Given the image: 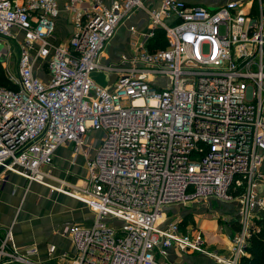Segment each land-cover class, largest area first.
<instances>
[{
    "label": "built area",
    "instance_id": "1",
    "mask_svg": "<svg viewBox=\"0 0 264 264\" xmlns=\"http://www.w3.org/2000/svg\"><path fill=\"white\" fill-rule=\"evenodd\" d=\"M67 9L74 34L53 46L56 0H0V41L18 49L17 74L2 67L12 88L0 85V192L18 175L80 202L93 220L60 233L73 255L50 244L45 261L8 230L0 264H167L171 249L240 264L264 217V0L214 9L162 0L147 33L130 29L133 55L108 65L105 45L143 0H69ZM92 73L115 75L112 88ZM71 145L83 184L51 183L55 152ZM210 201L239 205L227 248L170 212Z\"/></svg>",
    "mask_w": 264,
    "mask_h": 264
},
{
    "label": "crops",
    "instance_id": "2",
    "mask_svg": "<svg viewBox=\"0 0 264 264\" xmlns=\"http://www.w3.org/2000/svg\"><path fill=\"white\" fill-rule=\"evenodd\" d=\"M17 1L24 2L25 0ZM102 1L106 6H108L116 0ZM161 1L162 0H143L144 9L132 13V15L118 27L113 37L105 45L104 52L101 57V63L103 65L116 63L121 58V56L131 57L133 55L135 51L134 43L137 41L133 32L147 33L149 31L150 23L148 11L159 9L161 6ZM182 1L189 4L202 5L206 8L214 9L224 5L227 2L241 0ZM56 2L58 6V16L54 20V30L52 35L48 38V42L53 46H60L67 43L74 34L73 12L70 9H67L69 0H56ZM89 6L90 3L84 1L79 5V8L83 10ZM131 28H134L133 32H131ZM162 38L163 33L161 31H157L155 38L153 40H148L149 49H157L158 43ZM6 44L15 46L14 41H6ZM3 45L5 44L0 41V48ZM162 45H160V47H162ZM2 52L3 54L0 57V60L3 62L2 66H6V61L9 63L8 59L6 60V49H3ZM42 63H39L36 70L37 74L40 75L44 80L47 78V73L44 72ZM99 74L101 73H98V75ZM101 75L102 77H105V83L103 85H98L104 88H112L115 81V75ZM68 148L70 147H60L56 151V166H59V161L64 159L67 162V165L69 162L71 163L73 157L70 155V150L68 151ZM75 162H73L74 174H76L79 178L85 179L86 169L84 160L78 157ZM58 193L59 192H52L47 186L37 183H28L26 179L18 175H12L10 183L7 185L6 189L3 192H0V233L4 232L6 229H10L12 243L19 249L36 245L39 251L38 259L42 261L46 260V249L50 244L56 246V255H59V253L62 251H68L73 255L74 251L69 236L62 234L60 235V233H62L65 228H69L75 224L88 226L93 220V214L78 201H75L74 199H68L63 197V195H58ZM41 200L43 202H41ZM39 202H41V204H39ZM44 203L46 207H44ZM62 204H66L77 211L80 210L81 212L72 214L69 216V218H66L64 223L57 225H55L54 222L45 223L44 221L40 223L39 221H33L35 218H37L35 216L40 213L54 214L58 205ZM217 204L219 205L220 210L216 213L217 217L212 216L213 218H217V230H214L213 232L202 231L208 243L215 245L218 249H221V247L227 248L232 235L239 229V226L236 223L239 205L234 202L228 204ZM38 211L40 213H38ZM195 212L200 214L201 219H205L204 214L208 213V211L203 207ZM184 213H186V211ZM188 214L190 213H187L186 215ZM219 219L221 220V224H219ZM162 261L167 264H214L204 257L190 253H183L176 249H171L168 251L167 257Z\"/></svg>",
    "mask_w": 264,
    "mask_h": 264
},
{
    "label": "rangeland",
    "instance_id": "3",
    "mask_svg": "<svg viewBox=\"0 0 264 264\" xmlns=\"http://www.w3.org/2000/svg\"><path fill=\"white\" fill-rule=\"evenodd\" d=\"M160 41H162V39ZM5 46H6V48H5ZM162 46H164V44ZM15 47H17V46H14V45L11 46V45L6 44V45H3L1 47L2 49L0 48V57L3 54V52H2L3 49H6V60L8 59V61L10 63L9 64L6 61V69L7 70L9 69L10 71H12V74H14V75L17 74V70H18L17 64H16V62H17L16 60L18 58V49ZM8 48H10V49H8ZM2 63H3L2 60H0L1 66H2ZM3 69H5V68H3ZM91 75H92V79L97 84L103 85L105 83V77H102L101 74L98 75V73H92ZM93 135L95 136L94 140H97L98 135L97 134H93ZM65 147L66 148L70 147V148H68V151L70 150V155L73 157V148L74 147L72 145L71 146H65ZM55 158H56V154H54L52 165L49 166L47 169L50 177L53 179V180L51 179L50 181L56 182V183L57 182H60V183L64 182V183H69V184H79V185L83 184L84 179L79 178V177H77L76 174H74V170H73V166H74L73 164L74 163L72 161H71L72 164L69 162L67 165V162L64 159V160L59 161L60 162L59 166H56L55 165ZM80 158L83 159L82 157H80ZM47 192H48V190H47ZM59 194L63 195V197H66L68 199H72V198L64 195L63 193L62 194L58 193V195ZM41 202H43V201L41 200ZM41 202H39V204H41ZM44 207H46L45 203H44ZM201 207H203L204 209H206L208 211V213L204 214L205 219H201L200 214L195 212V211L199 210ZM219 210H220L219 205L217 203H214V201H210L207 203H190V204H186V205H180V206L175 207L174 209H171L170 212L172 214H174V218L178 221L179 220H186L190 226L198 227L201 230H203L204 232L205 231L213 232L214 230H217V224H216L217 218H213L212 216H216V213ZM185 211H186V213H184ZM79 212H81V211L80 210L77 211V210L71 208L70 206H68L66 204H62V205H58L54 214H50V213L41 214L38 211V213H40V214L35 216L37 218H35L33 221H39L40 223H42L44 221H45V223L54 222V224L57 225V224L64 223L66 221V218H69V216H71L72 214H77ZM187 213H190V214L186 215ZM184 216H187V218H185ZM218 221H219V224H221V220L219 219ZM199 224H200V227H199ZM8 230H10V229H6L4 232H1L0 233L1 236L3 234H5V232ZM249 255H250V249L247 250V255L245 256V258L249 259Z\"/></svg>",
    "mask_w": 264,
    "mask_h": 264
},
{
    "label": "trees",
    "instance_id": "4",
    "mask_svg": "<svg viewBox=\"0 0 264 264\" xmlns=\"http://www.w3.org/2000/svg\"><path fill=\"white\" fill-rule=\"evenodd\" d=\"M0 85L12 88L5 76L4 69L0 64ZM187 218V216H184ZM186 221V220H185ZM260 232L251 237L248 249H250L249 259L243 257L240 264H264V217L258 222ZM247 249V250H248Z\"/></svg>",
    "mask_w": 264,
    "mask_h": 264
}]
</instances>
